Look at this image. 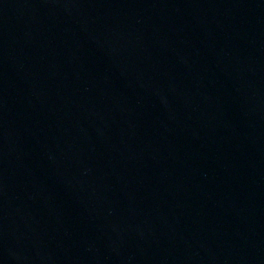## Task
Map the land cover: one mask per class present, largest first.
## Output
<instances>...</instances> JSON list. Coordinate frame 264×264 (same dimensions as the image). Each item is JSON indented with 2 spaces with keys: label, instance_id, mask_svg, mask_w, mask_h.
I'll return each instance as SVG.
<instances>
[{
  "label": "water",
  "instance_id": "obj_1",
  "mask_svg": "<svg viewBox=\"0 0 264 264\" xmlns=\"http://www.w3.org/2000/svg\"><path fill=\"white\" fill-rule=\"evenodd\" d=\"M0 264H264V0H0Z\"/></svg>",
  "mask_w": 264,
  "mask_h": 264
}]
</instances>
